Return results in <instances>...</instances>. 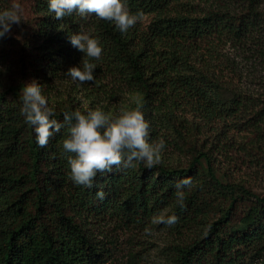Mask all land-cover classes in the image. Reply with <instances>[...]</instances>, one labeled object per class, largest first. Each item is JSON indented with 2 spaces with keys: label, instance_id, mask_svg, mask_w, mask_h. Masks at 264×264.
<instances>
[{
  "label": "trees",
  "instance_id": "trees-1",
  "mask_svg": "<svg viewBox=\"0 0 264 264\" xmlns=\"http://www.w3.org/2000/svg\"><path fill=\"white\" fill-rule=\"evenodd\" d=\"M13 3L24 11L0 39V264H147L146 228L167 232L160 264H264V0H126L155 16L125 34L94 14L56 20L48 0L0 10ZM81 26L103 49L83 84L63 75L84 55L68 40ZM32 81L61 123L66 111L139 108L149 142H166L161 163L75 185L67 126L42 148L20 113ZM189 177L181 208L175 185ZM160 213L178 222L152 224Z\"/></svg>",
  "mask_w": 264,
  "mask_h": 264
},
{
  "label": "clouds",
  "instance_id": "clouds-1",
  "mask_svg": "<svg viewBox=\"0 0 264 264\" xmlns=\"http://www.w3.org/2000/svg\"><path fill=\"white\" fill-rule=\"evenodd\" d=\"M23 8L19 3H13L10 8L0 10V39L5 38L13 24L22 22ZM48 11L54 13V19L62 20L74 13L80 17L94 14L98 20L110 22L122 34L141 23L143 12H132L126 0H48ZM70 44L82 52L79 66L70 67L65 77L73 82L83 84L94 82V70L103 49L97 38L86 31L83 26L79 31L69 33ZM22 105L20 113L25 123L32 126L36 134V142L40 147H46L54 132H60L67 126V132L61 141V147L68 156L70 168L69 179L77 186L92 188L98 173L111 172L116 168H133L134 162H143L151 169L161 163V156L166 148V142L160 138L149 142V123L139 108L120 109L115 116L104 112L101 108L87 109L63 113V123L51 119L55 111L49 106L48 99L42 94L41 86L35 81L23 85L20 90ZM191 178L179 181L176 187V202L185 207V187H191ZM99 199L105 193L96 192ZM178 222L176 215L155 214L152 224H167ZM146 228V234H150Z\"/></svg>",
  "mask_w": 264,
  "mask_h": 264
},
{
  "label": "rangeland",
  "instance_id": "rangeland-1",
  "mask_svg": "<svg viewBox=\"0 0 264 264\" xmlns=\"http://www.w3.org/2000/svg\"><path fill=\"white\" fill-rule=\"evenodd\" d=\"M154 16H155V14L151 13V12L144 13V19L142 21L143 25L145 27H148L151 24V22L153 21ZM100 225L105 226L104 228L108 232L109 235L119 237L120 255L124 258H127L126 255H127V249L129 246V242L127 241V239H125L123 237V235H120L116 232L117 229H115L113 222L104 221L103 223L99 224L98 226L100 227ZM97 227H95V228H97ZM100 228L103 229L102 227H100ZM95 232L97 233V230H95ZM98 236L101 237L102 239H107L106 234H98ZM166 236H167V232L163 228H156L155 230L150 231V234H146V233L143 234L142 244L145 246H148L149 259L147 261L148 262L147 264H160L161 258L158 255L157 248H159L164 243ZM142 244H140V245H142Z\"/></svg>",
  "mask_w": 264,
  "mask_h": 264
}]
</instances>
